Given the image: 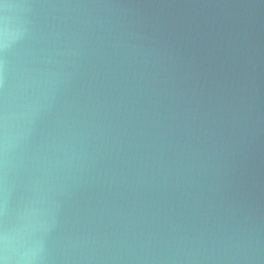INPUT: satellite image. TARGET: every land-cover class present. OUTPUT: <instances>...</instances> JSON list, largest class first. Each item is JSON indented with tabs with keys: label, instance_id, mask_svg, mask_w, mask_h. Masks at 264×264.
<instances>
[{
	"label": "water",
	"instance_id": "1",
	"mask_svg": "<svg viewBox=\"0 0 264 264\" xmlns=\"http://www.w3.org/2000/svg\"><path fill=\"white\" fill-rule=\"evenodd\" d=\"M3 264H264V0H0Z\"/></svg>",
	"mask_w": 264,
	"mask_h": 264
},
{
	"label": "snow or ice",
	"instance_id": "2",
	"mask_svg": "<svg viewBox=\"0 0 264 264\" xmlns=\"http://www.w3.org/2000/svg\"><path fill=\"white\" fill-rule=\"evenodd\" d=\"M0 264H3V261H0Z\"/></svg>",
	"mask_w": 264,
	"mask_h": 264
}]
</instances>
